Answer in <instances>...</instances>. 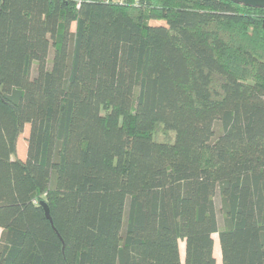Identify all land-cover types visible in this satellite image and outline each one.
I'll list each match as a JSON object with an SVG mask.
<instances>
[{"label":"trees","instance_id":"1","mask_svg":"<svg viewBox=\"0 0 264 264\" xmlns=\"http://www.w3.org/2000/svg\"><path fill=\"white\" fill-rule=\"evenodd\" d=\"M213 233L264 264V6L0 0V264H215Z\"/></svg>","mask_w":264,"mask_h":264},{"label":"rangeland","instance_id":"2","mask_svg":"<svg viewBox=\"0 0 264 264\" xmlns=\"http://www.w3.org/2000/svg\"><path fill=\"white\" fill-rule=\"evenodd\" d=\"M151 24H160L163 23V21L160 20H150ZM75 29V23L71 24V30ZM28 132H29V125L25 124L22 133L20 134L18 140H17V156L19 158H25V154H26V138L28 136ZM215 203H216V217H217V221H218V226L219 228L222 225V217L221 214L218 210L219 207V199L216 196L215 197ZM213 238H214V249H213V254L216 260L215 264H221V256H220V251L218 249V237H217V233H213ZM179 247H180V257L181 259H183V255H184V242L182 240L179 241Z\"/></svg>","mask_w":264,"mask_h":264},{"label":"water","instance_id":"3","mask_svg":"<svg viewBox=\"0 0 264 264\" xmlns=\"http://www.w3.org/2000/svg\"><path fill=\"white\" fill-rule=\"evenodd\" d=\"M235 1H240V2H243L245 4H249V5L264 6V0H235ZM40 203H41V205H42V207L44 209L45 216L51 222V217H50V213H49V207H48L47 203L45 201H43V200Z\"/></svg>","mask_w":264,"mask_h":264},{"label":"built area","instance_id":"4","mask_svg":"<svg viewBox=\"0 0 264 264\" xmlns=\"http://www.w3.org/2000/svg\"><path fill=\"white\" fill-rule=\"evenodd\" d=\"M111 1H119V2H121V1H124V0H111ZM129 1H131L134 4H137L140 0H129Z\"/></svg>","mask_w":264,"mask_h":264},{"label":"crops","instance_id":"5","mask_svg":"<svg viewBox=\"0 0 264 264\" xmlns=\"http://www.w3.org/2000/svg\"><path fill=\"white\" fill-rule=\"evenodd\" d=\"M179 251H180V247H179Z\"/></svg>","mask_w":264,"mask_h":264}]
</instances>
